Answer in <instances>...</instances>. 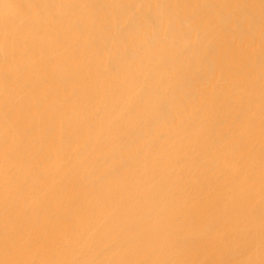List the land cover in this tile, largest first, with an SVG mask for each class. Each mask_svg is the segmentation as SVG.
Wrapping results in <instances>:
<instances>
[{"label":"bare ground","instance_id":"obj_1","mask_svg":"<svg viewBox=\"0 0 264 264\" xmlns=\"http://www.w3.org/2000/svg\"><path fill=\"white\" fill-rule=\"evenodd\" d=\"M0 264H264V0H0Z\"/></svg>","mask_w":264,"mask_h":264}]
</instances>
